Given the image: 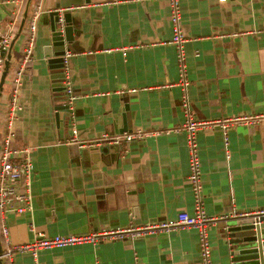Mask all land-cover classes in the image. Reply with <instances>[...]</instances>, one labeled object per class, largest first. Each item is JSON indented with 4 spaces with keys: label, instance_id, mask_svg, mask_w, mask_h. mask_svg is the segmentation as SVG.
I'll return each instance as SVG.
<instances>
[{
    "label": "crops",
    "instance_id": "0c3cea01",
    "mask_svg": "<svg viewBox=\"0 0 264 264\" xmlns=\"http://www.w3.org/2000/svg\"><path fill=\"white\" fill-rule=\"evenodd\" d=\"M179 5L189 81L185 91L179 85L176 48L169 43V0H0V36H11L0 91L1 123L29 22L36 16L11 141L13 147L32 150V205L28 212L5 213L7 239L0 222V252L37 236H91L193 214L189 154L180 128L187 115L183 98L196 121L264 114V0H179ZM53 10L70 11L74 20V39L66 44L72 53L67 71L75 94L71 109H62L67 96L53 79L60 69L44 55ZM73 126L82 142L138 131L153 134L127 144L83 147L70 142ZM225 132L209 126L197 135L203 209L209 215L264 210V119ZM225 225L209 229L213 264H232ZM199 262L198 232L192 227L43 248L35 257L13 251L0 260Z\"/></svg>",
    "mask_w": 264,
    "mask_h": 264
},
{
    "label": "built area",
    "instance_id": "2783aa9c",
    "mask_svg": "<svg viewBox=\"0 0 264 264\" xmlns=\"http://www.w3.org/2000/svg\"><path fill=\"white\" fill-rule=\"evenodd\" d=\"M224 2L225 0H220ZM171 8L170 21L173 28V36L170 44L174 45L177 52V62L179 68V85L183 91L186 90L189 81L187 79L186 70V56L184 52V43L186 41L180 23V5L179 0H169ZM35 19L33 16L29 22V39L23 48L22 58L19 63L18 71L13 78V89L10 95L9 106L6 112L5 131L6 133L1 138L0 148V218H1V233L7 239V228L5 226V213L14 211L17 213H24L31 210L32 196L30 192L31 175L33 170L32 150L28 147L16 148L11 145L13 133V120L17 110V90L20 86V76L27 68L31 61L33 50V41L35 34ZM11 36L5 34L0 36V80L5 70L6 55L10 48ZM72 56L70 51H66L63 56V66L65 72L64 89L67 96L68 109L72 108L75 94L72 90L71 83L68 81L67 71L69 67V58ZM183 106L186 108V119L181 130L185 132L186 144L189 154V174L188 180L194 195V212L188 214L182 212L176 218L168 219L160 223H152L146 226L130 225L126 228H117L114 230H107L99 234L91 236H37L32 242L26 245H18L13 248H8L6 252H0V260L10 255L13 251L30 252L32 256H36L39 249L62 247L83 241H96V240H118V239H134L144 234L155 231H169L182 227H192L198 232L199 238V264H213L211 256V247L209 241V229L221 222H225L228 218H237L253 215L256 223H259V218L264 215V210L261 211H238L232 209L230 212L209 215L203 209L202 202V182H201V163L198 154L197 135L198 132L209 126H219L226 133V129L235 124H252L258 119H264V114L246 115L231 118H224L222 120L211 121H196L188 110L187 96L184 95ZM153 133L135 132L123 133L116 136L104 135L97 142H82L78 139V131L72 127V138L70 142H74L83 147H91L100 143L107 144H127L128 142L143 138L146 135ZM125 152V149L122 151Z\"/></svg>",
    "mask_w": 264,
    "mask_h": 264
},
{
    "label": "water",
    "instance_id": "95a60500",
    "mask_svg": "<svg viewBox=\"0 0 264 264\" xmlns=\"http://www.w3.org/2000/svg\"><path fill=\"white\" fill-rule=\"evenodd\" d=\"M48 23L50 35L49 43L44 47V55L52 64V68L60 69V72L53 77L57 82L54 85L57 87V91L63 92V96L66 97L64 84L61 81L65 76L63 56L66 51H69L66 44L74 39V20L70 11L53 10L49 12ZM7 66L6 61L5 70L0 80V91ZM62 109H68V105L62 106ZM225 230L232 264H264V215L259 218V223H256L253 215L228 218Z\"/></svg>",
    "mask_w": 264,
    "mask_h": 264
},
{
    "label": "trees",
    "instance_id": "16d2710c",
    "mask_svg": "<svg viewBox=\"0 0 264 264\" xmlns=\"http://www.w3.org/2000/svg\"><path fill=\"white\" fill-rule=\"evenodd\" d=\"M30 19H31V16H30ZM7 109L8 108H6V112H7ZM6 112H5L3 123L0 122V141H1V138L3 137V135L6 133V131H5Z\"/></svg>",
    "mask_w": 264,
    "mask_h": 264
}]
</instances>
